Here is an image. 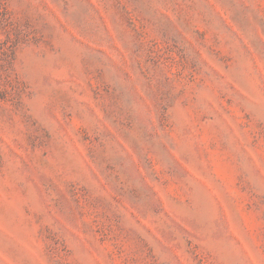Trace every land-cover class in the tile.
<instances>
[{"label": "rangeland", "instance_id": "rangeland-1", "mask_svg": "<svg viewBox=\"0 0 264 264\" xmlns=\"http://www.w3.org/2000/svg\"><path fill=\"white\" fill-rule=\"evenodd\" d=\"M0 264H264V0H0Z\"/></svg>", "mask_w": 264, "mask_h": 264}]
</instances>
